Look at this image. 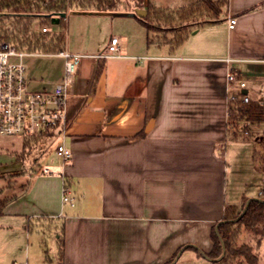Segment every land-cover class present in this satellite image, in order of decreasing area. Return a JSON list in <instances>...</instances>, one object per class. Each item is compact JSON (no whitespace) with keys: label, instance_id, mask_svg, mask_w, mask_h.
<instances>
[{"label":"crops","instance_id":"1","mask_svg":"<svg viewBox=\"0 0 264 264\" xmlns=\"http://www.w3.org/2000/svg\"><path fill=\"white\" fill-rule=\"evenodd\" d=\"M196 1L154 0L159 7ZM231 16L237 18L234 27ZM119 17L134 20L112 32L107 45L71 50L67 29L65 47L90 55L68 87L67 122L58 135L72 157L61 159L57 176L35 178L11 212L25 217V224L33 217L51 220L57 264H165L183 246L177 261L187 250L192 260H209L211 233L225 206L261 197L264 183L250 139L229 135L226 94L227 73L235 71L232 92L264 101V0H228L217 22L198 27L178 46L166 38L148 43L147 29L135 16ZM113 36L120 39L121 56L94 57ZM59 57L41 80L27 70L30 86L39 81V89H54L64 77ZM242 80L248 87L239 89ZM263 245L264 237L255 250L260 261Z\"/></svg>","mask_w":264,"mask_h":264},{"label":"trees","instance_id":"2","mask_svg":"<svg viewBox=\"0 0 264 264\" xmlns=\"http://www.w3.org/2000/svg\"><path fill=\"white\" fill-rule=\"evenodd\" d=\"M228 0H198L196 2L179 7L176 11L154 5L149 0H0V12L20 13L0 17V35L9 40L19 49L30 52L57 53L65 48L67 17L60 19L58 33L43 32L42 27L51 26L50 17L38 16L39 13L68 12L75 10L85 12H133L144 8L147 14L135 17L145 26L148 33V43L168 39L173 46L183 43L187 37L198 27L212 24L220 19ZM26 13V14H21ZM38 22L41 27L35 28ZM52 27V26H51ZM172 33L173 37L168 38ZM244 95V93H242ZM237 117L244 118L252 123L264 121V101L250 99L243 102L238 99L230 102L228 131L231 138H238ZM245 138H250L243 136ZM38 136L24 139V151L37 143ZM253 152V164L257 171L264 173V139L255 140ZM264 198V183L262 187ZM8 198L0 197V217L4 214V206ZM248 198H244L240 204L225 206L223 221L219 225L218 235L216 226L213 227L211 237L213 247L206 255L212 264H233L242 259L246 264H261L260 256L249 243H239V237L243 228L254 233L256 248L261 245L264 237V201L252 200L245 214L235 220L243 211ZM60 251L64 250V226L60 229L58 238ZM224 245L226 248L223 257ZM180 251V250H179ZM173 256L165 263L170 264L178 255Z\"/></svg>","mask_w":264,"mask_h":264},{"label":"rangeland","instance_id":"3","mask_svg":"<svg viewBox=\"0 0 264 264\" xmlns=\"http://www.w3.org/2000/svg\"><path fill=\"white\" fill-rule=\"evenodd\" d=\"M160 1L167 3V0ZM152 2L155 3L154 0ZM156 5L159 6V4ZM162 6L171 11H176L179 8V6L169 4ZM70 12L66 20L68 24L67 43L71 50L76 46L94 45L99 41H104L107 45L112 32L119 34L117 31L123 27H128V20H132V22L134 20L130 17H119V15L95 16L92 12L81 13L75 10ZM51 26L54 29L59 28L58 24H51ZM34 27L40 28L41 25L36 22ZM105 36L106 38H104ZM204 36L207 37V35ZM172 37L173 35H171ZM60 59L54 53L34 52L26 56L24 62L29 73L41 80L44 69L55 67ZM31 87L39 89V81L33 82ZM250 98L258 100L253 95H250ZM237 119V131L241 138L242 136L250 137L254 147L256 138L264 139V121L252 123L244 118L237 117ZM244 131H248V133ZM59 144V136L56 135L45 138L42 142L33 143L24 151L23 137L0 135V197L8 198L4 206V214L0 217V264H27V257H29L30 264H57L55 256L58 243L54 232L51 231V220L47 216L33 217L29 224H25V217L15 215L11 211L23 203L22 199L25 200L31 191L33 180L42 176L43 172H40L43 171L44 167L56 172L53 177L58 175V164L61 161V157L57 154ZM23 169L25 172L22 171ZM261 185L262 180L258 179V184L254 186L256 191ZM27 227H29V235ZM239 243H249L256 250L253 231L243 228ZM261 250L262 260L260 262L264 264V245ZM190 256H192V251H185L175 264H212L211 259H203L202 262H197L192 260ZM233 264H246V262L239 259Z\"/></svg>","mask_w":264,"mask_h":264},{"label":"built area","instance_id":"4","mask_svg":"<svg viewBox=\"0 0 264 264\" xmlns=\"http://www.w3.org/2000/svg\"><path fill=\"white\" fill-rule=\"evenodd\" d=\"M228 22L230 27H234L237 18L231 16L228 18ZM41 29L43 32L49 33L59 32L47 25ZM120 50V39L118 36H113L107 50L94 55V57L105 59L121 56ZM32 53L34 52L19 49L0 35V135L21 136L24 139L59 135L67 122L68 87L83 58L90 56L72 52L66 47L58 51L56 54L63 57L65 61L64 77L61 82L55 85L54 89L48 90L34 89L30 86L24 59ZM235 80H237L236 72L229 71L226 88L229 112L230 102H235L238 99L249 102L251 99L249 94L232 92L230 86ZM237 86L239 89L248 87L243 80ZM244 132L248 133V131ZM57 154L64 163L69 162L72 157L71 150L64 143L58 145ZM43 173L54 175L56 172L45 167ZM260 196L263 197L262 190ZM62 198L64 202L70 200V190L66 180L63 183Z\"/></svg>","mask_w":264,"mask_h":264},{"label":"water","instance_id":"5","mask_svg":"<svg viewBox=\"0 0 264 264\" xmlns=\"http://www.w3.org/2000/svg\"><path fill=\"white\" fill-rule=\"evenodd\" d=\"M113 13L114 15H126V16H136V15H139V16H143V15H146L147 14V10H144V9H136L135 11L133 12H111ZM17 14H20V13H10V12H0V17L2 16H6V15H17ZM21 14H26V13H21ZM38 16H44V17H50L51 20H52V23L53 24H58L60 19L63 18V17H67L68 13L67 12H54V13H39V14H36ZM260 200V201H264V198L263 197H259V196H253V197H250L248 198L246 204H245V207L243 209V211L241 212V214L235 219V220H238L240 217H242L245 212L247 211L248 207H249V204L252 200ZM225 220H220L218 222V224L216 225V231L218 233V235L220 236L221 240H222V237L219 233V225ZM186 248V246H183L180 251L178 252V255L177 257L170 263V264H174L177 259L179 258V256L181 255L182 251ZM225 252H226V248H225V245H224V250H223V254L221 257H223L225 255ZM205 256L207 258H209L206 254ZM210 259V258H209Z\"/></svg>","mask_w":264,"mask_h":264}]
</instances>
